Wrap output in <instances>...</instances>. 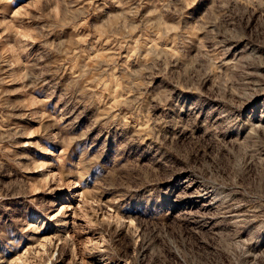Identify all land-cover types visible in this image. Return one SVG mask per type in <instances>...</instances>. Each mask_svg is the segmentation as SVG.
<instances>
[{
  "label": "rangeland",
  "instance_id": "rangeland-1",
  "mask_svg": "<svg viewBox=\"0 0 264 264\" xmlns=\"http://www.w3.org/2000/svg\"><path fill=\"white\" fill-rule=\"evenodd\" d=\"M20 262L264 264V0H0Z\"/></svg>",
  "mask_w": 264,
  "mask_h": 264
},
{
  "label": "bare ground",
  "instance_id": "bare-ground-1",
  "mask_svg": "<svg viewBox=\"0 0 264 264\" xmlns=\"http://www.w3.org/2000/svg\"><path fill=\"white\" fill-rule=\"evenodd\" d=\"M44 248V247H43ZM19 262V261H18ZM25 262V261H24ZM51 262V261H50ZM50 262H49V264H50ZM21 263V262H20ZM22 264V263H21ZM23 264H25V263H23Z\"/></svg>",
  "mask_w": 264,
  "mask_h": 264
}]
</instances>
